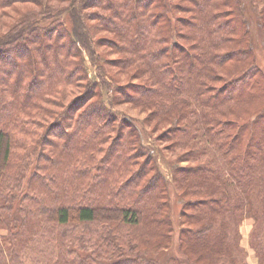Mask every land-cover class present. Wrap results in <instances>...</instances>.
I'll use <instances>...</instances> for the list:
<instances>
[{"label":"trees","instance_id":"obj_1","mask_svg":"<svg viewBox=\"0 0 264 264\" xmlns=\"http://www.w3.org/2000/svg\"><path fill=\"white\" fill-rule=\"evenodd\" d=\"M51 1L0 0V264H264V0Z\"/></svg>","mask_w":264,"mask_h":264},{"label":"rangeland","instance_id":"obj_2","mask_svg":"<svg viewBox=\"0 0 264 264\" xmlns=\"http://www.w3.org/2000/svg\"><path fill=\"white\" fill-rule=\"evenodd\" d=\"M52 4L55 5H59V3H57L56 1H51ZM20 5V12L21 13H25L27 11H32L35 8H32L30 10H27L30 6L27 4H19ZM251 6V5H249ZM20 12L18 13V16L20 15ZM251 15V13H249ZM12 22H9V24H11ZM101 35V34H99ZM98 35V36H99ZM95 49H97L98 52L105 54L104 56L107 57L108 60L114 59L115 57L113 55L110 54V49L107 47H101V46H94ZM106 71L107 73H111L112 78H117L119 83L122 84H128V80H119L116 72V69H113V67H111L110 65H106ZM89 68H90V74L94 75L96 74V67L92 66L91 64H89ZM98 72V70H97ZM110 77V76H109ZM133 83V82H132ZM134 83H136V81H134ZM35 87V86H34ZM33 89V88H32ZM114 110H117L120 113H123L124 115L128 116V118H131L134 120L135 124L137 125L138 129H141V142L143 143V145H145L146 147H148L149 149H151L153 151V154L156 158L157 164L160 166L161 170L164 171L165 174H169V161L172 159L174 160L175 157L177 156L176 153H174L172 150L169 149V147H167L168 142H165L163 140H157V136L161 133L162 130H158V131H153V133L151 134L149 127L145 124L144 119L147 116L146 113H144L143 111H141L140 109L135 108L134 106H132L131 104H127V103H123L120 104L118 106H116L114 108ZM152 128V127H151ZM156 136V137H155ZM174 158V159H173ZM187 162L182 163V165H187ZM178 194V187H174V185H172L170 187V195H171V206H172V215L175 221L176 225H179V214L181 211V203H180V199L179 196L177 197ZM244 225V224H243ZM245 227L243 226V229ZM248 229H252V226L250 228V226L247 227ZM246 229V228H245ZM6 234V231H2L0 230V236Z\"/></svg>","mask_w":264,"mask_h":264},{"label":"crops","instance_id":"obj_3","mask_svg":"<svg viewBox=\"0 0 264 264\" xmlns=\"http://www.w3.org/2000/svg\"><path fill=\"white\" fill-rule=\"evenodd\" d=\"M247 224H248V222L244 223L243 226L246 229L245 228L243 229V226H242L241 231H242V234L244 235V239H245L244 242L246 241V243H245L246 249L249 252L248 262H249V264H257L258 262H257L256 255H255L254 251L249 248V245L247 243V240H248V237H249V233H250V229L247 228L249 225H247ZM250 228H251V226H250Z\"/></svg>","mask_w":264,"mask_h":264}]
</instances>
